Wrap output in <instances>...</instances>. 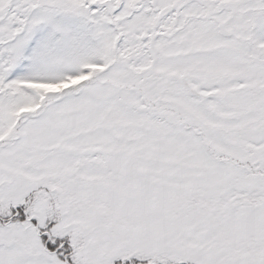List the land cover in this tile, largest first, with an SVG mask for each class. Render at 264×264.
Returning a JSON list of instances; mask_svg holds the SVG:
<instances>
[{"label": "snow or ice", "instance_id": "6c2138e0", "mask_svg": "<svg viewBox=\"0 0 264 264\" xmlns=\"http://www.w3.org/2000/svg\"><path fill=\"white\" fill-rule=\"evenodd\" d=\"M0 264H264V0H0Z\"/></svg>", "mask_w": 264, "mask_h": 264}]
</instances>
